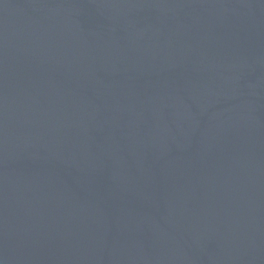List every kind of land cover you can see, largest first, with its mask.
Here are the masks:
<instances>
[{
	"label": "water",
	"instance_id": "obj_1",
	"mask_svg": "<svg viewBox=\"0 0 264 264\" xmlns=\"http://www.w3.org/2000/svg\"><path fill=\"white\" fill-rule=\"evenodd\" d=\"M0 264H264V0H0Z\"/></svg>",
	"mask_w": 264,
	"mask_h": 264
}]
</instances>
